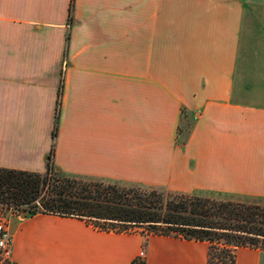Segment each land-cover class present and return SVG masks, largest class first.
Wrapping results in <instances>:
<instances>
[{
  "label": "crops",
  "instance_id": "crops-1",
  "mask_svg": "<svg viewBox=\"0 0 264 264\" xmlns=\"http://www.w3.org/2000/svg\"><path fill=\"white\" fill-rule=\"evenodd\" d=\"M69 1L0 0V168L51 153L68 178L264 202V0ZM7 228L12 264L206 263V242L71 217Z\"/></svg>",
  "mask_w": 264,
  "mask_h": 264
},
{
  "label": "trees",
  "instance_id": "trees-1",
  "mask_svg": "<svg viewBox=\"0 0 264 264\" xmlns=\"http://www.w3.org/2000/svg\"><path fill=\"white\" fill-rule=\"evenodd\" d=\"M72 0L69 1L68 14ZM59 103L57 97L56 111ZM55 124L51 137L55 136ZM47 156L45 172L0 168V217L52 214L84 220L102 231L168 236L208 244L205 264H235L238 248L264 251V206L236 200L125 189L68 178ZM93 222V224H92ZM131 264H144L134 259Z\"/></svg>",
  "mask_w": 264,
  "mask_h": 264
},
{
  "label": "built area",
  "instance_id": "built-area-1",
  "mask_svg": "<svg viewBox=\"0 0 264 264\" xmlns=\"http://www.w3.org/2000/svg\"><path fill=\"white\" fill-rule=\"evenodd\" d=\"M11 255V237L7 228V221L0 217V264H12ZM143 252L138 254L136 259L142 260Z\"/></svg>",
  "mask_w": 264,
  "mask_h": 264
},
{
  "label": "rangeland",
  "instance_id": "rangeland-1",
  "mask_svg": "<svg viewBox=\"0 0 264 264\" xmlns=\"http://www.w3.org/2000/svg\"><path fill=\"white\" fill-rule=\"evenodd\" d=\"M103 184H106L104 182H102ZM118 187H123L125 189H129V188H132V189H136L138 191H143V192H149V191H155V192H160V193H163V195H166V194H174V193H171V192H167V191H164V190H160V189H149V188H142V187H135V186H120V185H116ZM209 198H212V199H219V200H227V199H231L229 197H221V196H210ZM231 200H235V199H231ZM245 202H249V203H255V204H259V205H262L264 206V202L263 201H256V200H246ZM12 215V214H6L3 216V219H5L7 221L8 217ZM21 215V214H19ZM19 215H16V216H19ZM93 224V222H92ZM131 232H139V233H145V227L143 226H137V227H131L129 229Z\"/></svg>",
  "mask_w": 264,
  "mask_h": 264
},
{
  "label": "water",
  "instance_id": "water-1",
  "mask_svg": "<svg viewBox=\"0 0 264 264\" xmlns=\"http://www.w3.org/2000/svg\"><path fill=\"white\" fill-rule=\"evenodd\" d=\"M24 215L23 214H21V217H23Z\"/></svg>",
  "mask_w": 264,
  "mask_h": 264
}]
</instances>
